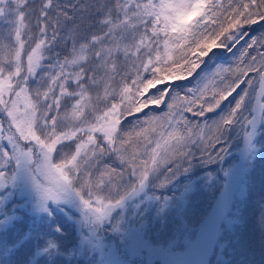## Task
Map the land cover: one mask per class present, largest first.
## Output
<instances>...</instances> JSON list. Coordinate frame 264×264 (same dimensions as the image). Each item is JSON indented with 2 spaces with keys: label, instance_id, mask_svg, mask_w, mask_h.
I'll use <instances>...</instances> for the list:
<instances>
[{
  "label": "snow or ice",
  "instance_id": "6c2138e0",
  "mask_svg": "<svg viewBox=\"0 0 264 264\" xmlns=\"http://www.w3.org/2000/svg\"><path fill=\"white\" fill-rule=\"evenodd\" d=\"M0 264H264V0H0Z\"/></svg>",
  "mask_w": 264,
  "mask_h": 264
},
{
  "label": "trees",
  "instance_id": "16d2710c",
  "mask_svg": "<svg viewBox=\"0 0 264 264\" xmlns=\"http://www.w3.org/2000/svg\"><path fill=\"white\" fill-rule=\"evenodd\" d=\"M259 197H260V184L257 173V181L255 183V187L252 190L251 197L248 202V211L246 213V215L251 218L250 226L251 223L255 222L256 216L258 215V205L256 202L259 200Z\"/></svg>",
  "mask_w": 264,
  "mask_h": 264
}]
</instances>
